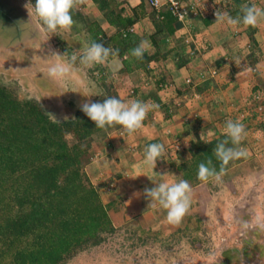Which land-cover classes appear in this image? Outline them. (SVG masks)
Listing matches in <instances>:
<instances>
[{"label": "crops", "instance_id": "1", "mask_svg": "<svg viewBox=\"0 0 264 264\" xmlns=\"http://www.w3.org/2000/svg\"><path fill=\"white\" fill-rule=\"evenodd\" d=\"M245 3L264 8V0H189L190 12L185 21L171 25L174 31L170 33L162 17L167 7L155 11L146 0H115L116 9L135 20L129 32L140 42L150 41L151 48L143 56L155 55L159 60L150 62L146 69L121 73L122 61L128 56H110L105 64L98 65L102 83L98 90L125 103L130 99L152 101L159 108L150 111L143 127L133 134L129 135L122 126L105 128L91 142V162L84 171L93 185L110 182L111 191L106 194L101 189L99 193L112 221L116 219L119 225L134 222L156 233L177 232L190 218L192 209L197 211L204 201L213 199V186L234 187L242 171L254 166L264 171V120L251 115L248 106L253 94L264 100V21L255 27H232L215 22L211 16L221 9L235 17L241 14L239 6ZM73 9L87 23L98 26L103 41L115 36L116 29L107 23L92 0H83ZM83 33L86 35L84 30ZM227 120L244 124L247 135L241 147L250 155L230 164L221 182L209 180L192 187L194 207L179 224L168 223L166 210L148 206L143 189L179 179L171 164H177V159H189L190 147L200 140L201 131L215 133L203 142L220 139ZM150 143L165 146V153L153 169L156 175L142 164L144 148ZM165 173L164 177L158 175ZM196 217L202 215L197 213Z\"/></svg>", "mask_w": 264, "mask_h": 264}, {"label": "trees", "instance_id": "2", "mask_svg": "<svg viewBox=\"0 0 264 264\" xmlns=\"http://www.w3.org/2000/svg\"><path fill=\"white\" fill-rule=\"evenodd\" d=\"M92 1L116 29L115 36L103 41L98 26L72 9L74 27L86 32L88 43L119 49V58L127 55L121 73L146 69L159 60L155 55L131 56L130 50L140 42L129 32L135 20L123 16L115 0ZM162 17L172 33L171 25L179 20L169 10ZM105 128H96L80 109L72 119L54 122L37 102L18 100L0 87V264H62L113 232L108 206L83 171L94 136ZM222 139L223 135L212 142L198 140L190 147L189 159L172 163V171L192 187L204 183L197 179L198 165L211 159L219 171L213 150ZM240 161H230L225 171Z\"/></svg>", "mask_w": 264, "mask_h": 264}, {"label": "rangeland", "instance_id": "3", "mask_svg": "<svg viewBox=\"0 0 264 264\" xmlns=\"http://www.w3.org/2000/svg\"><path fill=\"white\" fill-rule=\"evenodd\" d=\"M27 3L0 0V87L18 100L37 102L59 122L72 119L85 99L102 102L107 98L106 91L98 90L102 84L99 64L87 67L77 61L66 83L49 77L47 69L57 62L50 50L79 56L88 37L74 26L70 31L46 34L25 7ZM254 96L248 105L250 114L264 120V100ZM109 184L92 185L100 196L101 189L106 194L111 191ZM211 190L213 199L204 201L201 209L193 211L191 204L190 218L180 231L156 233L134 222L119 225L110 219L113 232L103 234L100 244L78 250L62 264H264V171L254 166L242 171L234 187L220 184Z\"/></svg>", "mask_w": 264, "mask_h": 264}, {"label": "clouds", "instance_id": "4", "mask_svg": "<svg viewBox=\"0 0 264 264\" xmlns=\"http://www.w3.org/2000/svg\"><path fill=\"white\" fill-rule=\"evenodd\" d=\"M80 3H83V0H35L33 5L29 0L25 7L27 10L28 8L31 9L32 14L40 23L42 31L47 34L55 33L57 29L70 31L76 23L72 16V9ZM239 7L241 14L235 17L226 10L217 9L214 13L215 22L226 23L232 27L239 25L255 27L258 23L264 21V8L256 4L249 5L246 3L241 4ZM150 48V41L143 40L130 50V54L137 59H142L144 53ZM50 55L55 57L57 62L47 69L48 76L66 83V77L77 61L80 65L87 67L97 64L102 65L109 60L110 56H118L119 49L105 47L102 43L91 41L85 45L82 54L79 56L76 53L69 56L66 51L61 54L58 50H50ZM94 95L98 96L100 94ZM78 107L88 119L94 122L96 128L103 129L106 126L120 125L131 135L143 127V122L148 113L158 109L159 105L152 101L137 99H130L125 103L116 97H107L102 102L85 99ZM46 113L59 122L53 114ZM214 135L215 133L210 130L207 132L201 131L200 140L204 141L206 136L211 137ZM222 135L225 139L219 140L213 150L214 156L220 162V169L219 171L216 170L211 159H208L207 162H201L198 165L197 179L202 182H208L209 180L221 182L225 167L230 161L247 158L250 155L246 148L240 146L247 135L245 126L241 121L227 120L222 129ZM229 143H231V147L228 146ZM164 153V144L150 143L144 148L142 164L150 167L152 173L156 175L153 169L156 167V161L161 159ZM180 162L177 159L176 163L180 164ZM140 167V164L136 165L137 171L140 170ZM158 175L164 177L167 173ZM191 192V184L187 180L179 178L159 182L150 188L145 187L142 195L149 201L148 206L152 208L159 206L166 210V221L168 223L179 224L191 206Z\"/></svg>", "mask_w": 264, "mask_h": 264}, {"label": "built area", "instance_id": "5", "mask_svg": "<svg viewBox=\"0 0 264 264\" xmlns=\"http://www.w3.org/2000/svg\"><path fill=\"white\" fill-rule=\"evenodd\" d=\"M189 0H165L162 2L161 0H146V3L150 9L160 11L163 7H167V9L174 15L179 21H185L190 10L188 9L187 3ZM215 12L211 14L213 18ZM190 81L187 80V83Z\"/></svg>", "mask_w": 264, "mask_h": 264}]
</instances>
